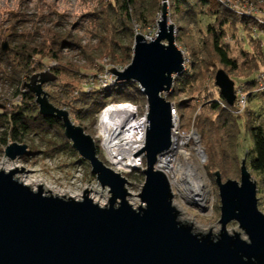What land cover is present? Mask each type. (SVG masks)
Instances as JSON below:
<instances>
[{
  "label": "water",
  "instance_id": "1",
  "mask_svg": "<svg viewBox=\"0 0 264 264\" xmlns=\"http://www.w3.org/2000/svg\"><path fill=\"white\" fill-rule=\"evenodd\" d=\"M1 48L6 51V43ZM184 63L163 0L154 37L148 40L135 34L129 65L108 71L117 83L137 84L147 105L144 143L135 154L144 160L137 209L127 202L131 196L127 180L98 158L94 139L72 123L67 111L49 102L44 86L55 78L47 71L29 78L24 88L35 97L39 115L62 124L72 150L88 163L110 197L101 207L86 195L87 189L81 200L45 195L49 191L43 193V184L34 191L14 179L23 168L0 170V264H264V214L246 167V150L239 182L223 183L219 172L213 173L220 202V231L215 235L211 228L194 233L191 222L179 221L170 180L158 169L160 158L173 145V105L163 94L171 93ZM214 85L225 103L233 106L234 83L222 69L215 73ZM193 137L197 139V134ZM28 154L27 145L15 142L4 150L10 160ZM232 222L241 232L227 231Z\"/></svg>",
  "mask_w": 264,
  "mask_h": 264
},
{
  "label": "rangeland",
  "instance_id": "2",
  "mask_svg": "<svg viewBox=\"0 0 264 264\" xmlns=\"http://www.w3.org/2000/svg\"><path fill=\"white\" fill-rule=\"evenodd\" d=\"M142 1L143 3L146 2V5H144L145 9L149 6L152 8L154 5V0ZM156 1V6L160 8V13L149 14L147 16L149 22L143 28L133 24L132 30L134 36L135 34H141L148 40L154 37L157 30V21L160 19L161 15V3L163 0ZM109 2H112V0H0V48L3 43H6L7 49H11L12 45H20V39L15 38L14 43H11L10 39L8 40L7 36L11 32L15 33L17 36H24L31 47L37 48H39L41 42L43 43L44 39L49 34L62 35L63 38H69L70 41H73L72 46L62 47L58 53V60L55 61L62 72L58 75L59 80L64 84H68L69 90L65 91L63 94L62 90L65 89L59 91V84L57 83L45 85L44 90L48 93L49 102L52 105L67 111L72 123L81 126L84 132L94 139L96 146L98 145L100 147V152L97 155L98 158L107 167L121 174V176L127 180L128 184L126 188L131 195L127 197V202L134 209H137L138 206H141L138 195L141 192L144 177H140L137 169L119 170L117 166L111 163L101 142L100 119L102 112L99 117L97 116L96 118H88L85 121H80L75 118L74 110L69 106L70 104L73 105L75 100V98L72 97H75V94H70L71 90L75 89L76 91L83 90L90 92L94 91L96 87L108 89L116 84L108 83V71L112 68L116 70L122 69V67H126L131 62L130 59L125 62V64L120 63L121 56L119 49L114 51L115 58L113 59L111 57V50L114 47L112 48L110 46L112 45L110 43V38H106L107 34H105L106 36L101 34L100 24L93 22V19L90 17L94 12L104 11ZM166 2L167 23L174 25L175 43L185 59L183 73H186L185 71L189 72H187L188 74L186 77L180 80H176V78H179V76H176L174 78L171 93L163 94V96L165 99L168 98L167 101L171 102L173 107L177 110L178 128L176 135L178 136V140L184 142L185 149L191 150L195 155L194 159L191 160L199 164L200 171L207 179V184L210 187V197L212 198L210 210L199 209L195 204L184 202L180 198L177 189L169 178L174 194L173 205L178 212H180L178 217L179 221L182 223H184V220L188 223L191 222L192 225H189L192 226L194 233H207L211 228L210 231L215 235L220 231V224L218 223L220 202L218 188L214 182L212 173L217 170L223 183L226 180L239 182L240 163L244 158V152L246 150L247 156L245 159L247 170L251 176V180L255 182L257 186L260 185V190H262V193L259 195L257 193V198L261 199L262 204L258 206V208L263 214L264 175L256 174L248 166V151L251 149L252 144L249 132H246L244 128L245 126H241V132L236 139V152H238L236 165L228 162V160L220 161L217 154L214 153L215 147L206 145L205 137L201 135L199 129L203 126L205 118L215 120V113L210 110V104L219 99V91L214 85L215 72L218 69H223L228 75V71L221 66L215 54L212 52L210 36L205 31L206 24L213 23L212 18H204L203 20V17L195 14L192 19L188 18L181 21L179 20V14L174 10V5L168 0H166ZM222 8L224 7L222 6ZM253 26L254 25H252V27ZM224 30L225 37L223 42L230 45V47H228V55L235 59L238 65H240L246 61V59L239 51L240 47L237 46L236 39L231 40L232 38H230L233 33L231 21L225 26ZM240 33L241 32H239L238 35L239 39ZM244 37L245 42L243 43L242 50L251 53L253 46H250L248 44V38L246 36ZM133 42L134 37L132 39V46ZM259 43L264 51V37L260 38ZM253 51L256 54L259 52L256 47H253ZM42 57L33 56L31 58L30 69H38L41 62L46 65L51 63L48 58ZM250 63H253V61H250ZM111 64L114 66L112 67ZM52 65H55V63L52 62ZM48 68L40 67L37 73L46 72ZM97 69L100 71L97 72ZM243 70L244 69H241L239 72H236V76L230 74V78L234 85L254 80L255 75L238 79L237 76H242L248 69H245V71ZM105 73H107V75L103 76ZM10 75L11 67L0 61V105L1 108L2 106L5 108L4 111L12 110V105L19 99L15 95L17 85L11 82ZM87 80L90 83V88L84 85ZM103 81L107 82L106 87L101 86V82L103 83ZM26 82H28V80L25 81V83ZM175 84L178 85V87H174ZM81 85H84L83 88ZM114 97L115 98L106 99V104L109 102H121L116 96ZM67 103L70 104L68 105ZM133 103L143 108L140 97L136 98V101ZM260 103L261 99L252 101V110L255 112L253 115L242 118L243 125L247 126L252 123L254 126H262L264 130V103L263 109L261 110ZM76 108L78 109V107ZM180 115H182L183 118H180ZM196 120L197 129L195 128ZM56 132L63 133L59 127H55V129H51L49 135L44 137L41 134H28L23 136L19 141H12L8 138L6 144L0 142V169L10 168V170H14L17 168L18 171H20L21 167L24 169V172L15 174L14 179L17 178L19 182L20 180H24L25 182H39L57 193L54 196H65L68 198L66 194H69L71 196H78L75 200H81L83 191L87 189L88 194L86 195L95 200L96 204L101 207L107 205L110 197L108 190L106 188L102 190L95 176L90 173L88 163L82 160L77 153H72L68 149L62 151L56 150L63 142H67L63 136L59 137ZM193 133L197 134V139H194ZM14 142L27 145L29 152L32 154L17 157L14 160L5 157V148ZM196 149L202 152L203 159L196 155ZM219 166L221 167V171L217 169ZM167 176L170 177V174L167 173ZM37 186L38 185H31L29 187L36 191L38 188ZM45 191L46 189H43V193ZM49 192L44 194L52 195ZM206 206H208V204H206ZM232 230L233 232H241L235 222L227 225V231L233 233ZM242 238L245 239L243 234Z\"/></svg>",
  "mask_w": 264,
  "mask_h": 264
},
{
  "label": "trees",
  "instance_id": "3",
  "mask_svg": "<svg viewBox=\"0 0 264 264\" xmlns=\"http://www.w3.org/2000/svg\"><path fill=\"white\" fill-rule=\"evenodd\" d=\"M168 1L174 5V10L177 14H179V20L181 21L188 18L192 19L195 14L203 17V20L204 18H212L213 23H207L205 31L210 36L212 52L215 54V57L218 59L221 66L228 71L229 78L230 74L235 75V73L239 72L241 69H244L243 71H245V69L248 70L245 71V74L242 76L238 75V79L247 78L252 75L256 76L260 68L264 66V51L259 43L260 40L254 39L250 35V30L254 24L252 21L243 17H238L229 10L222 8L216 0ZM153 3L154 5L152 8L149 6L145 9L144 5H146V2L143 3L142 0H112V2L107 4L104 11L94 12L90 15L93 22L100 24L101 34H107V36L105 35L106 38H110V43L112 44L110 46L112 48L114 47L111 50V57L113 59L115 58L114 51L119 49L121 64H125V62L132 58V39L134 37L132 30L133 24L139 25L143 28L149 22L147 20V16L149 14L157 12L160 13V8L156 6L157 1L154 0ZM230 21L233 26V33L230 38H232L231 40L236 39V44L240 47L239 51L246 59V61L240 65H238L235 59L229 57L228 47H230V45L223 42L225 37L224 28L230 23ZM239 32L248 38V44L250 46L258 49L259 52L257 54L254 53L253 47L251 53L242 50L245 37L240 40L238 37ZM18 36L11 32L7 37L8 40L10 39L11 43L15 42V38L20 39V45H12V48H8L6 51L0 48V61L11 67L10 80L14 83V85H17L15 95L19 98L18 101L12 105L13 109L10 111H4L5 108L2 106V109L0 105V142L4 144H6V140L8 138L12 141H19L23 136L28 134H41L44 137L49 135L51 129H55V127H59V129L63 132V126L60 122L55 119H47L39 115L38 107L35 103V97L24 88L25 81L29 80L32 75L39 72L40 67H49L46 73L51 74L55 78L52 83L59 84V91L65 89L62 90L64 94L65 91L69 90V85L62 83L59 80L58 75L62 72L61 68L57 66L55 61L58 60V53L62 47L72 46L73 41H70L69 38H63L62 35L49 34L44 39L43 43L41 42L39 48H37L31 47L27 43V40H25L24 36ZM33 56H44L48 58L51 63L46 65L41 62L38 69H30L31 58ZM250 61H253V63H250ZM52 62H54L55 65H52ZM111 66L113 67L114 65L111 64ZM96 71L99 72L100 70L97 69ZM185 72L186 73L178 75L179 78H176V80L186 77L188 74L187 72L189 71ZM86 82H88V80ZM240 84L244 85L246 90L250 92L254 88L255 78L253 81L245 83L241 82ZM81 86L83 88L84 85ZM176 86L178 87V85L175 84L174 87ZM74 90L70 91L71 95L75 94V97L72 96L75 98L74 104H67L74 110L75 118L80 121H85L88 118H96L97 116L99 117L100 113L106 106L116 103L109 102L106 104V99L115 98L114 96L121 101L117 103L131 104H134L133 102L136 101V98L140 97L143 103V108L137 106L139 115L143 114L144 107L146 105L145 98L140 92L139 87L137 84L130 81L116 83L108 89L96 87L94 91L90 92ZM218 97V101H214L210 104V110L215 113V120L205 118L203 126L199 129L201 135L205 137L206 145H212L215 147L214 153L217 154L220 161L228 160V162L236 165L238 155V152H236V139L241 132V126H245L244 128L246 129V132H249L252 144L251 149L248 151V166L256 174L264 175V130L262 126H254L252 123L251 125L246 126L243 125L244 123L242 122L243 117L254 114L255 111L252 110L251 104L253 100L261 99L260 110L263 109L264 96L249 94L247 96V106L244 111L239 114L236 113V107L234 105L228 106L225 103L220 96V93L218 94ZM166 100H168V98H166ZM76 107H78V109ZM175 111L177 110L175 109ZM179 117L183 118L182 115ZM195 128L197 129V120L195 121ZM56 133L59 137H64L63 133ZM65 140L67 142H63V144L57 147L56 150L62 151L68 149L72 153H76L72 150L70 142L67 139ZM96 148L98 155L100 147L97 145ZM30 154L32 153L29 152L28 155ZM217 169L221 171L220 166L217 167ZM137 172L140 177L143 178L142 171L138 170ZM257 193L258 195L262 193L260 185L257 186ZM261 204V199H258V206Z\"/></svg>",
  "mask_w": 264,
  "mask_h": 264
},
{
  "label": "bare ground",
  "instance_id": "4",
  "mask_svg": "<svg viewBox=\"0 0 264 264\" xmlns=\"http://www.w3.org/2000/svg\"><path fill=\"white\" fill-rule=\"evenodd\" d=\"M122 109V110H120ZM123 107L110 105L101 114L100 119V136L103 149L107 152L111 163L117 167L129 169L132 167L135 159V154L141 148L140 140L132 139L131 133L136 126L133 123V112ZM189 139V137H188ZM187 139V140H188ZM194 139H196L194 137ZM196 155L202 157L199 149H196ZM195 155L191 150L185 149L184 142L178 140L176 133H173V145L171 152L160 158L158 169L170 174L172 184L177 189L180 198L184 202H191L199 209L210 210L212 198L210 197V187L207 184L205 175L200 171V166L194 159ZM2 170V169H0ZM9 171L10 168L3 169ZM22 184L42 185L36 181L25 182L20 180ZM42 189L50 191L52 195H56L53 190L45 185ZM68 197L76 199L78 196ZM90 199L94 202L91 197ZM208 204V206H206ZM207 208H206V207Z\"/></svg>",
  "mask_w": 264,
  "mask_h": 264
},
{
  "label": "built area",
  "instance_id": "5",
  "mask_svg": "<svg viewBox=\"0 0 264 264\" xmlns=\"http://www.w3.org/2000/svg\"><path fill=\"white\" fill-rule=\"evenodd\" d=\"M221 6H223L225 9L229 10L230 12L234 13L238 17H243L245 19H248L252 21L254 26L250 30V35L257 40H260V38L264 37V0H216ZM243 35L240 34V39H243ZM122 69H119V71H122ZM107 73H105L103 76H106ZM109 82L110 84L117 83L115 81V77L109 72ZM89 82H86L84 85L90 88ZM107 82L103 83L101 82L102 87H106ZM234 94H235V101L234 106L236 107V113H242L247 106V96L249 94H257L264 96V67L260 68V70L257 72L255 76V85L252 91H247L245 89V86L242 84H236L234 85ZM110 105H114L117 107H123L124 109L126 107H129L133 112V123L136 124V126L133 129V132L131 133L132 139H138L140 140L139 143H144V135H145V128H146V115H147V105L144 107L143 114H138V107L131 103H112L105 107V109L102 111V113L108 108ZM122 110V109H120ZM101 113V114H102ZM171 116L173 118V133L177 134V113L175 111V108L173 107L171 110ZM141 146V148H142ZM140 148V149H141ZM139 149V150H140ZM138 150V151H139ZM117 169H125L122 167H117ZM129 169H137V170H143L144 169V163L143 159L141 157H135L134 163L132 167Z\"/></svg>",
  "mask_w": 264,
  "mask_h": 264
}]
</instances>
